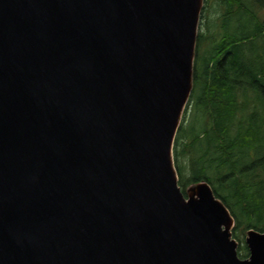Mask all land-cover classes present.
I'll return each mask as SVG.
<instances>
[{
  "label": "water",
  "instance_id": "95a60500",
  "mask_svg": "<svg viewBox=\"0 0 264 264\" xmlns=\"http://www.w3.org/2000/svg\"><path fill=\"white\" fill-rule=\"evenodd\" d=\"M205 0H0V264H264L174 146Z\"/></svg>",
  "mask_w": 264,
  "mask_h": 264
},
{
  "label": "trees",
  "instance_id": "16d2710c",
  "mask_svg": "<svg viewBox=\"0 0 264 264\" xmlns=\"http://www.w3.org/2000/svg\"><path fill=\"white\" fill-rule=\"evenodd\" d=\"M212 10L221 31L214 30L217 23L209 26ZM205 11L206 30L197 40L194 87L174 163L184 194L206 182L230 211L232 236L245 259L247 232L264 233V43L249 64L242 56L246 45L260 37L264 42V0H205L201 21Z\"/></svg>",
  "mask_w": 264,
  "mask_h": 264
},
{
  "label": "rangeland",
  "instance_id": "374dc122",
  "mask_svg": "<svg viewBox=\"0 0 264 264\" xmlns=\"http://www.w3.org/2000/svg\"><path fill=\"white\" fill-rule=\"evenodd\" d=\"M203 13V12H202ZM207 15H208V11H205V13L203 14V17H202V24L200 23V29H201V31L200 32H204L206 29H205V27H206V19H207ZM213 16L215 17V16H217L216 14H214L213 13V10H212V12H211V14L209 15V19H211V24H209V26H210V28L212 27V28H214V26L216 25V23H217V25L218 24H220V26H221V20L220 19H217V18H213ZM214 20H215V22H214ZM216 25V26H217ZM202 26V27H201ZM214 30L215 31H221L220 30V27H219V25L217 26V28H214ZM213 31V30H212ZM247 41H250V39H248ZM253 42V41H252ZM262 43H264V42H262V39H261V37L260 38H258V39H256V40H254V42L252 43L253 44V46L251 45V44H248V45H246L245 46V48H247L248 49V51H247V53H246V55H244V56H242V60H243V62H246L247 64H249L250 62H251V60L254 58V57H256L257 55H259L261 52H262V50H263V46H262ZM203 46V45H202ZM205 49V46L202 48V50H204ZM201 50V51H202ZM200 53V52H199ZM196 59V58H195ZM187 108H189V106L187 107ZM187 111L188 110H186V115H187ZM189 121H190V119H188V123H189ZM188 123L187 124H185L186 126H188ZM242 245V244H241ZM240 245V246H241Z\"/></svg>",
  "mask_w": 264,
  "mask_h": 264
},
{
  "label": "flooded vegetation",
  "instance_id": "af4514ba",
  "mask_svg": "<svg viewBox=\"0 0 264 264\" xmlns=\"http://www.w3.org/2000/svg\"><path fill=\"white\" fill-rule=\"evenodd\" d=\"M263 41H264V38H263Z\"/></svg>",
  "mask_w": 264,
  "mask_h": 264
},
{
  "label": "bare ground",
  "instance_id": "6f19581e",
  "mask_svg": "<svg viewBox=\"0 0 264 264\" xmlns=\"http://www.w3.org/2000/svg\"><path fill=\"white\" fill-rule=\"evenodd\" d=\"M204 9V8H203Z\"/></svg>",
  "mask_w": 264,
  "mask_h": 264
}]
</instances>
